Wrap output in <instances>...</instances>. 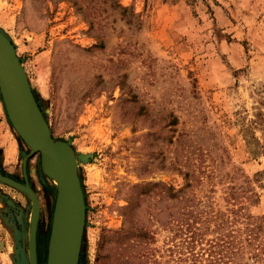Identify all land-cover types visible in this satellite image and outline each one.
Returning a JSON list of instances; mask_svg holds the SVG:
<instances>
[{
  "label": "rangeland",
  "instance_id": "1",
  "mask_svg": "<svg viewBox=\"0 0 264 264\" xmlns=\"http://www.w3.org/2000/svg\"><path fill=\"white\" fill-rule=\"evenodd\" d=\"M0 31L51 136L83 157L77 264H126L130 218L160 250L184 171L195 198L221 206L234 184L264 214V0H0ZM2 112L0 174L22 183L29 148ZM24 175L44 264L55 185L38 153ZM30 206L0 181V264H29Z\"/></svg>",
  "mask_w": 264,
  "mask_h": 264
},
{
  "label": "water",
  "instance_id": "2",
  "mask_svg": "<svg viewBox=\"0 0 264 264\" xmlns=\"http://www.w3.org/2000/svg\"><path fill=\"white\" fill-rule=\"evenodd\" d=\"M0 101L11 127L29 148L21 158L22 183L0 174V181L23 191L30 199L29 264H36L34 243L38 204L26 181L24 170L26 157L34 153H38L41 172L55 185L44 264H77L84 203L76 164L83 157L74 153L69 139L60 140L51 136L14 47L1 31Z\"/></svg>",
  "mask_w": 264,
  "mask_h": 264
},
{
  "label": "trees",
  "instance_id": "3",
  "mask_svg": "<svg viewBox=\"0 0 264 264\" xmlns=\"http://www.w3.org/2000/svg\"><path fill=\"white\" fill-rule=\"evenodd\" d=\"M183 175L185 181L177 190L180 209L164 221L172 231L166 244L160 250L151 246L153 233L141 225L132 227L135 219L130 218L124 232L134 240L128 244L132 249L124 263L264 264V214L247 211L242 191L234 184L224 188L221 206L209 197L195 198L189 173ZM165 189L173 191L168 186Z\"/></svg>",
  "mask_w": 264,
  "mask_h": 264
},
{
  "label": "crops",
  "instance_id": "4",
  "mask_svg": "<svg viewBox=\"0 0 264 264\" xmlns=\"http://www.w3.org/2000/svg\"><path fill=\"white\" fill-rule=\"evenodd\" d=\"M3 111V108H2V104H1V101H0V144H2V140H6L5 138V133H3L4 131H5V129H6V124H5V122H2V120H1V116L3 115L2 112ZM3 145V147H5L4 146V143L2 144ZM1 147V146H0ZM6 149L7 148H4V150H2V154H3V156H4V158H5V156H6V153H5V151H6ZM15 150V149H14ZM5 160V159H4Z\"/></svg>",
  "mask_w": 264,
  "mask_h": 264
},
{
  "label": "flooded vegetation",
  "instance_id": "5",
  "mask_svg": "<svg viewBox=\"0 0 264 264\" xmlns=\"http://www.w3.org/2000/svg\"><path fill=\"white\" fill-rule=\"evenodd\" d=\"M34 248H35V259H36V247H35V245H34ZM36 264H37V259H36Z\"/></svg>",
  "mask_w": 264,
  "mask_h": 264
}]
</instances>
